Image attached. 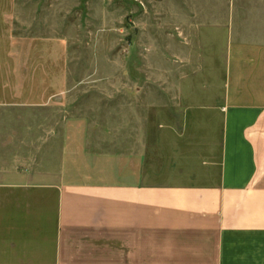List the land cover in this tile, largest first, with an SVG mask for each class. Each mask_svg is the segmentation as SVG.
Here are the masks:
<instances>
[{
  "label": "crops",
  "instance_id": "obj_1",
  "mask_svg": "<svg viewBox=\"0 0 264 264\" xmlns=\"http://www.w3.org/2000/svg\"><path fill=\"white\" fill-rule=\"evenodd\" d=\"M254 32L229 35L220 82L167 86L177 115L125 132L140 143L117 155L57 142L30 115L45 96L0 82V264H264Z\"/></svg>",
  "mask_w": 264,
  "mask_h": 264
},
{
  "label": "rangeland",
  "instance_id": "obj_2",
  "mask_svg": "<svg viewBox=\"0 0 264 264\" xmlns=\"http://www.w3.org/2000/svg\"><path fill=\"white\" fill-rule=\"evenodd\" d=\"M254 29L264 0H0V82L45 96L30 115L57 142L117 155L177 115L167 86L220 82L229 35Z\"/></svg>",
  "mask_w": 264,
  "mask_h": 264
}]
</instances>
